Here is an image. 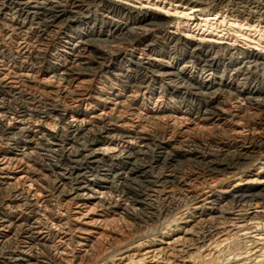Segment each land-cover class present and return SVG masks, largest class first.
Here are the masks:
<instances>
[{
	"label": "bare ground",
	"instance_id": "bare-ground-1",
	"mask_svg": "<svg viewBox=\"0 0 264 264\" xmlns=\"http://www.w3.org/2000/svg\"><path fill=\"white\" fill-rule=\"evenodd\" d=\"M176 1L264 29V0ZM171 20L0 0V264H103L196 214L203 242L252 206L264 226V185L240 186L264 159V54ZM252 250L226 260L263 263Z\"/></svg>",
	"mask_w": 264,
	"mask_h": 264
},
{
	"label": "rangeland",
	"instance_id": "rangeland-1",
	"mask_svg": "<svg viewBox=\"0 0 264 264\" xmlns=\"http://www.w3.org/2000/svg\"><path fill=\"white\" fill-rule=\"evenodd\" d=\"M114 1L127 4L135 9L156 12V14L163 15L169 20L172 19L169 33L184 39L229 44L264 54L263 25L253 28L249 24L241 23L228 15L200 13L197 8H191V5H181L176 0L170 2L168 0ZM249 169V172L240 177L242 180L240 186L261 188L264 185V173L260 170L264 169V159H260L254 163V167ZM234 181L235 179L230 181L227 189H231ZM252 208L247 212L249 218L253 216L252 214L261 212L254 206ZM226 216H229L227 212ZM240 216V214L234 213L233 216L226 217L228 219L226 224L221 219L212 221L221 230L226 231L219 234L214 240L204 241V243L202 239L200 240L202 235L199 231L211 222L212 216L196 214L193 217L177 221L171 229L152 234L149 240L147 239L142 244L133 245L127 252L118 255L113 260L105 261L103 264H253L254 262L251 263L250 260L243 259L244 255L235 263H228L226 260V258L229 259L233 256V253L241 254L248 249H253L252 254L256 251L264 253V226L262 228L261 226L257 227L258 223L249 220L248 217L244 219L246 220L244 223L239 219ZM123 224L129 225L125 221ZM190 228L194 230L193 233L185 234L184 232ZM216 244L217 247H215ZM199 246L203 247L197 250ZM231 253L232 255H230ZM259 253L256 256L260 255ZM260 261V258L256 259V262ZM255 264H264V261Z\"/></svg>",
	"mask_w": 264,
	"mask_h": 264
}]
</instances>
